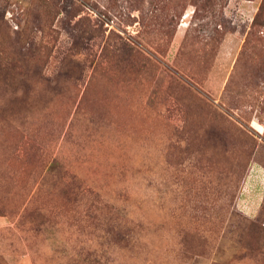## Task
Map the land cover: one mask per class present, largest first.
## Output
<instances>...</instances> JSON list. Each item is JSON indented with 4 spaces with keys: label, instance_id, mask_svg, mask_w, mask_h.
<instances>
[{
    "label": "rangeland",
    "instance_id": "obj_1",
    "mask_svg": "<svg viewBox=\"0 0 264 264\" xmlns=\"http://www.w3.org/2000/svg\"><path fill=\"white\" fill-rule=\"evenodd\" d=\"M0 264H264V0H0Z\"/></svg>",
    "mask_w": 264,
    "mask_h": 264
}]
</instances>
